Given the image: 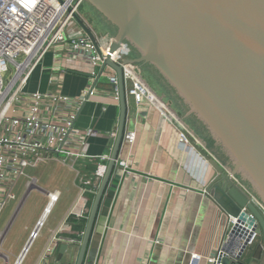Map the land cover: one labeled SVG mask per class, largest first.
<instances>
[{"label":"crops","instance_id":"crops-1","mask_svg":"<svg viewBox=\"0 0 264 264\" xmlns=\"http://www.w3.org/2000/svg\"><path fill=\"white\" fill-rule=\"evenodd\" d=\"M92 29L101 47L115 34L111 26L108 35ZM53 63L50 52L33 72L26 90H59L71 98H85L75 125L83 132L93 130L97 134L88 138L91 157L79 159L74 165L51 160L55 165L49 182L45 184L28 173L37 183L27 186V180L26 187L13 199L19 198L10 227L18 218L25 220L18 254L47 203L48 192L61 193L37 238L40 249L34 264L54 235L61 240L81 239L82 223L87 217L80 215L88 216L94 195L81 196L80 192L82 188L98 189L102 179L96 174L99 156L111 152L110 134L117 131L120 115L119 98L108 81L110 69L95 85L91 66L76 62L82 71H62L52 68ZM138 69L172 116L155 103L146 99L137 103L127 96L126 131H135L136 137L132 143H123L119 158L129 167L125 173L116 170L103 197L85 264H190L193 253L202 255L200 264H209L207 257L220 248L228 231L225 214L205 193L214 172L210 152L199 140L193 139L195 148L181 146L173 116L178 117L182 106L166 87L162 90L152 84L142 66ZM52 76L59 80L52 82ZM92 85L95 89L86 99ZM182 117L190 120L186 113ZM48 162L39 166H47ZM57 252L47 258V264H74L76 255L66 254L59 261Z\"/></svg>","mask_w":264,"mask_h":264},{"label":"water","instance_id":"water-1","mask_svg":"<svg viewBox=\"0 0 264 264\" xmlns=\"http://www.w3.org/2000/svg\"><path fill=\"white\" fill-rule=\"evenodd\" d=\"M85 1L116 29L111 51L122 43L136 49L139 56L129 61L139 67L152 66L170 85L171 88L162 82L182 108L183 104L187 107L186 115L194 116L203 125L227 157L225 161L206 139L179 118L210 152L214 172L205 193L225 214L227 225L232 218L238 220L235 227L242 223L247 227L257 225L259 239L251 254L244 255L246 248L239 256L224 257L221 264H259L264 254V214L235 181L264 205V0ZM76 20L100 51L92 27L81 15H76ZM109 32L108 28L105 34ZM107 66L116 71L119 81L116 137L81 239H59V261L66 254L76 255L74 264H85L101 203L123 145L128 101L122 66L108 56L95 85ZM217 251L211 256L215 257Z\"/></svg>","mask_w":264,"mask_h":264},{"label":"built area","instance_id":"built-area-1","mask_svg":"<svg viewBox=\"0 0 264 264\" xmlns=\"http://www.w3.org/2000/svg\"><path fill=\"white\" fill-rule=\"evenodd\" d=\"M83 1L0 0V216L7 203L16 198L14 190L19 179L22 176L30 177L28 168L38 167L51 160L74 165L79 159L91 157L88 153V138L97 133L93 130L83 132L75 125L77 112L85 98H71L59 90H26L33 72L44 62L48 53H53L52 68L82 71V67H77L76 62L85 63L91 66L89 72L94 79L99 72L97 69H100L109 56L110 60L123 68L127 96L133 97L137 103L146 99L172 116L165 104L145 84L138 66L129 61L130 48L126 43L111 51L113 37L108 38L104 47H101L97 38L100 51L97 50L96 43L76 20V15H81ZM11 67L14 69L13 73ZM107 68L111 70L108 81L115 97L119 98L116 71L110 66ZM58 80V76L51 77L52 82ZM173 118L179 129L181 146L186 149L195 148L193 139H197L178 117ZM110 137L114 141L116 132H112ZM135 137V131H125L123 143H132ZM109 158L110 153L99 156L96 174L101 178ZM128 167L126 160L117 158L115 172L118 170L125 173ZM32 182H37V179L31 177L28 186ZM240 186L264 214V205L247 187L243 184ZM96 191L97 189L82 188L80 195H94ZM60 195L59 190L48 192L47 204L14 264H23ZM80 216L87 217L84 214ZM237 221L231 219L217 255L207 257L209 264H221L224 257L232 254L239 256L259 239L257 225L247 227L242 223V226L235 227ZM250 229L252 232L246 237L245 234ZM243 234L245 237H242ZM58 242L59 239L54 235L36 264H47V258L56 253ZM202 259V255L193 253L190 264H200Z\"/></svg>","mask_w":264,"mask_h":264},{"label":"rangeland","instance_id":"rangeland-1","mask_svg":"<svg viewBox=\"0 0 264 264\" xmlns=\"http://www.w3.org/2000/svg\"><path fill=\"white\" fill-rule=\"evenodd\" d=\"M80 14L82 17L85 18L87 23L90 26H92L94 29H98L100 31H103L102 33H107L108 28H105L104 21L99 16V14L95 10L92 9L91 5L89 3H87L85 0L81 4ZM109 29H110V26H109ZM11 71H12V73L14 72V69L12 67H11ZM138 71H139L140 75H142L140 69H138ZM105 75H106V73H104L103 77H105ZM141 77L143 78V81L145 82V84L148 85L152 89V91H154L153 88L151 87V85L145 80V77L143 75ZM146 78H147V76H146ZM147 79L150 80V78H147ZM179 111H180L179 112L180 115L177 114L178 118L182 119L185 123H187V125L192 127L193 125L186 118L183 119V117H182V116H184V113H186V112H184V110H182L181 108ZM54 165H55V162L50 161V162H48L47 166L41 165L35 169L28 168L27 173H29L30 176L36 175L39 178V180H42L44 183L49 182V180L51 179L50 176L52 175V168L54 167ZM27 177L22 176L19 179V181L15 187V190H14L16 192V194L20 193V191H22L26 187L25 184H26L27 180L29 181L31 178V177H28V178ZM36 183L37 182H32V184H36ZM27 186H28V183H27ZM18 200H19V198L15 199V200H13V199L10 200L7 203V205L5 206L3 212L1 213V216H0V239H1V235H3L2 236L3 241L0 245V253L2 255H4V256L0 255V264H14V262L17 258V255H18L17 254V250H18L17 245H18V241H19V239H20V237L24 231L23 227L25 224V220L20 219V218L16 219L15 222L13 223V225L8 230V232L5 235L2 234V233H5V229L10 222V219L12 217V214L14 213V210H15L16 204L18 203ZM39 249H40V242H39V240H37L32 245L29 253L27 254L26 258L24 259L23 264H34L35 259H36V255H37Z\"/></svg>","mask_w":264,"mask_h":264},{"label":"trees","instance_id":"trees-1","mask_svg":"<svg viewBox=\"0 0 264 264\" xmlns=\"http://www.w3.org/2000/svg\"><path fill=\"white\" fill-rule=\"evenodd\" d=\"M99 16L102 18V20L104 21L106 26L109 28L110 24L107 23L105 21V19L100 14H99ZM111 27L113 28L112 33H115L116 29L113 26H111ZM129 56H130V58H136L139 56V53L136 51V49L132 48V49H130V55ZM142 68H143L144 74L147 76V78H150V82H152V84L159 85L162 90H164V87H165L164 84L167 85L169 88H171L170 85L164 80V78L152 66L146 64V65H143ZM162 82H164V84ZM178 99H180V98L178 97ZM180 101H181V99H180ZM183 110H184V112L187 110V107L184 104H183ZM189 121L193 125L192 127L198 132V134L200 136H202L204 139H206V141L208 142V145L210 147L216 149L218 151V153L222 156V158L225 161H227V157L220 151V149H218V147L215 146L212 138L207 133V131L203 127V125L194 116H191ZM85 223H86V219L83 221L82 227H85ZM80 238H81V236H80Z\"/></svg>","mask_w":264,"mask_h":264},{"label":"flooded vegetation","instance_id":"flooded-vegetation-1","mask_svg":"<svg viewBox=\"0 0 264 264\" xmlns=\"http://www.w3.org/2000/svg\"><path fill=\"white\" fill-rule=\"evenodd\" d=\"M257 241H258V240H257ZM257 241H256V243H257ZM256 243H255V244H256ZM255 244L252 245L251 247H248V248L246 249L244 255H246V254L250 255V254H251V251L253 250V247L255 246ZM259 264H264V254H263L262 257H261V260L259 261Z\"/></svg>","mask_w":264,"mask_h":264},{"label":"bare ground","instance_id":"bare-ground-1","mask_svg":"<svg viewBox=\"0 0 264 264\" xmlns=\"http://www.w3.org/2000/svg\"><path fill=\"white\" fill-rule=\"evenodd\" d=\"M252 232V230L250 229V230H248V232L245 234L246 235V237H249V232ZM18 264V263H17Z\"/></svg>","mask_w":264,"mask_h":264}]
</instances>
